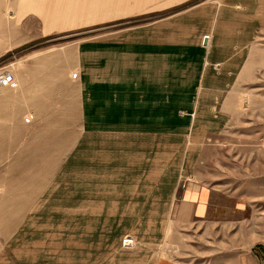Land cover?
Returning a JSON list of instances; mask_svg holds the SVG:
<instances>
[{
    "label": "crops",
    "instance_id": "1",
    "mask_svg": "<svg viewBox=\"0 0 264 264\" xmlns=\"http://www.w3.org/2000/svg\"><path fill=\"white\" fill-rule=\"evenodd\" d=\"M193 1L17 0L19 23L37 18L50 33L167 12L121 30L119 38L79 46L89 174L85 208L83 197L74 210L78 218H219L212 203L218 191L192 178V156L225 123L227 91L264 71V0H203L186 8ZM134 226L120 227L106 245L91 246L87 237L72 247L75 258L67 264H181L155 258L136 240L124 249L122 237ZM140 229L133 231L138 240L154 234ZM86 250L106 254L98 263L81 258Z\"/></svg>",
    "mask_w": 264,
    "mask_h": 264
},
{
    "label": "rangeland",
    "instance_id": "2",
    "mask_svg": "<svg viewBox=\"0 0 264 264\" xmlns=\"http://www.w3.org/2000/svg\"><path fill=\"white\" fill-rule=\"evenodd\" d=\"M16 2L0 0V264H67L75 258V244L87 243V237L91 246L114 243L115 231L134 224L122 237L124 249L136 240L155 258L181 264H263L258 246L264 245V71L250 80L241 77L227 91L225 123L192 156V178L218 191L212 202L217 221L78 218L74 210L83 197L80 209L85 208L89 174L79 46L119 38L121 30L167 12L50 33L37 18L19 23ZM112 12L115 19L119 12ZM136 228L154 234L138 240ZM86 251L81 258L98 263L106 254Z\"/></svg>",
    "mask_w": 264,
    "mask_h": 264
},
{
    "label": "built area",
    "instance_id": "3",
    "mask_svg": "<svg viewBox=\"0 0 264 264\" xmlns=\"http://www.w3.org/2000/svg\"><path fill=\"white\" fill-rule=\"evenodd\" d=\"M132 243H133V241H132L131 239L125 240V244H126L127 246L132 245Z\"/></svg>",
    "mask_w": 264,
    "mask_h": 264
},
{
    "label": "trees",
    "instance_id": "4",
    "mask_svg": "<svg viewBox=\"0 0 264 264\" xmlns=\"http://www.w3.org/2000/svg\"><path fill=\"white\" fill-rule=\"evenodd\" d=\"M264 250V247L261 245V246H258V251H263ZM260 254V253H259Z\"/></svg>",
    "mask_w": 264,
    "mask_h": 264
}]
</instances>
